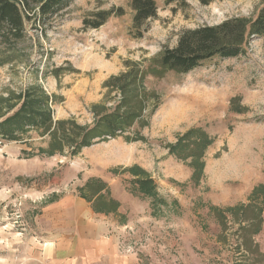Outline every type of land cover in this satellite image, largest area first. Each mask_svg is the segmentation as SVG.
I'll use <instances>...</instances> for the list:
<instances>
[{
    "label": "rangeland",
    "instance_id": "obj_1",
    "mask_svg": "<svg viewBox=\"0 0 264 264\" xmlns=\"http://www.w3.org/2000/svg\"><path fill=\"white\" fill-rule=\"evenodd\" d=\"M156 3L157 17L142 27V37L133 29L130 0H75L45 33L31 21L21 40L0 36V126L37 90L55 123L93 127L97 115L117 113L126 81L116 78L147 67L186 30L254 19L262 7V0H188L186 9ZM100 11L114 14L99 29L85 28L84 19ZM137 85L148 93L140 122L77 156L60 152L55 142L52 156L41 152L51 150L53 140L30 126L16 139L0 130V264H264V37L250 39L237 59L217 58L188 74L170 72ZM192 130L211 141L196 181L194 159L184 156L193 145L172 150ZM135 167L157 186L163 201L157 214L150 200L129 191L135 178L124 170ZM116 169L120 175L111 172ZM93 178L107 183L121 204L106 216L117 254L82 261L67 251L84 245L68 237L64 259H45V236L75 235L54 228L59 215L51 207L82 199L78 189ZM251 202L263 210L257 234L255 224L235 212Z\"/></svg>",
    "mask_w": 264,
    "mask_h": 264
},
{
    "label": "trees",
    "instance_id": "obj_2",
    "mask_svg": "<svg viewBox=\"0 0 264 264\" xmlns=\"http://www.w3.org/2000/svg\"><path fill=\"white\" fill-rule=\"evenodd\" d=\"M75 0H0V36L7 42L21 40L26 33L28 22L39 24L43 32L60 15L65 13ZM157 0H130V7L134 12L133 29L140 32L142 27L151 20L156 19L158 13ZM208 4V3H206ZM166 5H177L179 8H188V0H166ZM118 11L122 12V9ZM114 11H100L84 19L85 28L99 29L113 16ZM146 31V29H145ZM264 37V0L262 7L254 19L233 18L217 26H202L192 30H186L179 35L177 45L174 48H165L160 55L153 59L147 67L131 69L127 73L116 78L115 81H126V86L121 89L122 99L117 105L115 114L111 116L97 115L98 121L93 127L79 126L74 121L54 122L47 106V97L36 99L43 92L29 91L27 101L22 109L11 119L6 120L0 126L2 137L16 139L17 134L26 127H32L41 131L42 137L49 134L51 138V150L41 152L53 155L56 153L52 143L59 144L60 152L65 148L71 150L72 156L80 154L82 149L91 147L96 140L106 141L115 139L128 133L131 128L140 122L146 110L145 92L140 93L135 87L137 81L143 82L150 78H163L173 72L188 74L202 67L205 63L214 59H237L246 53V46L252 38ZM110 85V83H109ZM138 86V85H137ZM120 90V89H119ZM130 90V91H129ZM144 90V89H143ZM147 98V97H145ZM29 100V101H28ZM125 110V113H121ZM154 110L152 111V113ZM197 136L194 143L188 142V138ZM186 140L188 143H183ZM211 144L207 135L202 131L192 130L185 135L178 145L172 148L173 152L193 145L192 151L184 155L192 157L193 180L200 177L201 165L199 161L206 147ZM190 148H186V152ZM200 150V151H199ZM198 152H200L198 154ZM180 156V155H178ZM121 170V171H120ZM115 175L122 169L111 171ZM124 172L133 173L135 179L129 188L130 193L141 200L151 201L154 213L159 212L161 201L154 180L138 167ZM79 197L91 204L93 211L100 215H115L121 204L112 197L110 186L98 178L90 179L83 187L78 189ZM60 200V199H59ZM58 201H50L49 203ZM262 208L253 202L243 205L236 210L237 215L252 222L255 234L262 227Z\"/></svg>",
    "mask_w": 264,
    "mask_h": 264
},
{
    "label": "crops",
    "instance_id": "obj_3",
    "mask_svg": "<svg viewBox=\"0 0 264 264\" xmlns=\"http://www.w3.org/2000/svg\"><path fill=\"white\" fill-rule=\"evenodd\" d=\"M54 207L51 208L56 210L55 212L59 215V222L54 225V228L75 230V235L61 234L55 239L45 236L43 240L47 247L44 249L45 259L47 256L56 262L64 259L62 257L66 253L64 239L66 240L68 237H75L81 241V246L84 245V248L79 249L80 251L74 252L72 249L67 251L72 255L79 253L82 261L90 260L93 256L95 259L102 260L108 255L115 256L117 254L116 238L110 235L111 231L106 216L96 215L92 209L86 208L82 199L64 198Z\"/></svg>",
    "mask_w": 264,
    "mask_h": 264
}]
</instances>
